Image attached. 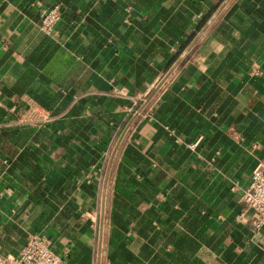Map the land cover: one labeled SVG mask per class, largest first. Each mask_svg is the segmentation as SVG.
<instances>
[{
    "label": "crops",
    "instance_id": "obj_1",
    "mask_svg": "<svg viewBox=\"0 0 264 264\" xmlns=\"http://www.w3.org/2000/svg\"><path fill=\"white\" fill-rule=\"evenodd\" d=\"M260 163L264 0H0V249L264 264Z\"/></svg>",
    "mask_w": 264,
    "mask_h": 264
},
{
    "label": "built area",
    "instance_id": "obj_2",
    "mask_svg": "<svg viewBox=\"0 0 264 264\" xmlns=\"http://www.w3.org/2000/svg\"><path fill=\"white\" fill-rule=\"evenodd\" d=\"M61 3H55L43 8L41 12V26L48 35H55L56 24L62 18ZM29 113L34 118L46 119L49 114L35 106H31ZM243 199L254 213L251 222L253 232L264 228V163L258 164L252 173V179L243 194ZM62 257L40 235H31L19 254L0 249V264H60Z\"/></svg>",
    "mask_w": 264,
    "mask_h": 264
},
{
    "label": "water",
    "instance_id": "obj_3",
    "mask_svg": "<svg viewBox=\"0 0 264 264\" xmlns=\"http://www.w3.org/2000/svg\"><path fill=\"white\" fill-rule=\"evenodd\" d=\"M210 22H211V20H210ZM210 22H209V23H210ZM209 23H208V24H209ZM202 32H203V31H202ZM202 32H200V35H201Z\"/></svg>",
    "mask_w": 264,
    "mask_h": 264
}]
</instances>
